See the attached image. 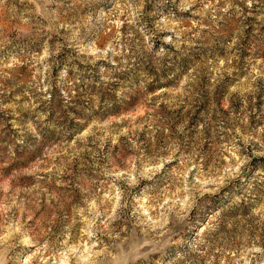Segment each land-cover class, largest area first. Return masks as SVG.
<instances>
[{
	"label": "rangeland",
	"instance_id": "obj_1",
	"mask_svg": "<svg viewBox=\"0 0 264 264\" xmlns=\"http://www.w3.org/2000/svg\"><path fill=\"white\" fill-rule=\"evenodd\" d=\"M0 264H264V0H0Z\"/></svg>",
	"mask_w": 264,
	"mask_h": 264
}]
</instances>
